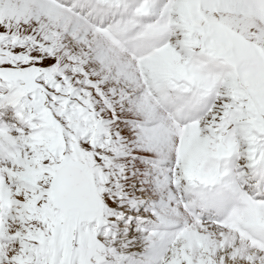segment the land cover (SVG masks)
<instances>
[{
	"label": "snow or ice",
	"instance_id": "snow-or-ice-1",
	"mask_svg": "<svg viewBox=\"0 0 264 264\" xmlns=\"http://www.w3.org/2000/svg\"><path fill=\"white\" fill-rule=\"evenodd\" d=\"M118 8L109 42H87L77 56L61 29L86 30L91 16L69 19L50 0H0V264H129V187L143 197L167 183L157 177L179 169L185 131L215 152L204 167L227 185L201 194L214 202L206 215L221 219L249 198L264 205V0ZM161 54L170 75L147 62ZM173 213L162 205L160 225ZM252 235L264 241V225ZM148 249L138 264H163L156 244ZM213 261L264 264V249L233 243Z\"/></svg>",
	"mask_w": 264,
	"mask_h": 264
},
{
	"label": "bare ground",
	"instance_id": "bare-ground-1",
	"mask_svg": "<svg viewBox=\"0 0 264 264\" xmlns=\"http://www.w3.org/2000/svg\"><path fill=\"white\" fill-rule=\"evenodd\" d=\"M50 2L62 9L69 19L92 17L87 29L79 33L68 30V25L61 29L67 51L73 52L77 56L81 52H88L89 44L87 42L100 39L108 43L112 37L114 21L120 19V17L114 18L116 14H110L106 9L108 3H120V0H50ZM92 5L104 7L107 15H94L90 11ZM107 20H110L111 23H106ZM56 34L54 31L53 35ZM112 42L115 43V41ZM147 62L153 70L155 68L163 69L165 75H170L174 71L171 60L164 54L152 57ZM178 152L179 169L170 170L165 167L157 177L158 180H163L164 176L167 175V183L157 186L156 181H154L151 190L143 197H140L129 187L127 194L132 201L133 208L136 209L129 220L136 224V231L133 234L134 238L128 235L122 236V241L127 244V247L121 249L122 252L132 254L129 264H136L134 261L144 254L148 243L154 241L153 243L156 244L157 248L164 246V239L161 237L156 240V235H154V232H159L160 226H153L149 233L145 229L141 230L139 226L141 224L149 226L151 223L160 225L158 213L162 205L174 209L175 220L172 224L161 225L168 230L171 236V244L166 246V248H171V257L165 260L164 264H168L170 260L172 264H209L217 251L226 246H231L233 243L246 242L254 249H264V241L252 235L257 226L264 225V205L253 202L249 198L243 207L231 211L221 219H216L214 214L206 215V209L212 207L214 202L204 199L201 194L207 188L213 186L227 187V185H222L223 173L214 164L206 167L204 171H200L203 165H197L198 172H204L201 174L203 178H200L206 183L194 179L199 178V176L195 174L197 171L194 172V168L191 166L195 165L196 167L198 163L204 164L205 161L210 160L215 155V152L211 150L212 156L209 159H201L202 156L209 155L207 149L195 144L193 134L188 131H185L181 138ZM197 161L198 163H196ZM145 200L149 203L144 211H140L139 209L144 205ZM188 208L195 209L196 214L190 213ZM148 210L152 213L150 217L146 216L150 214ZM149 237L152 239L150 240ZM252 254L255 255V252Z\"/></svg>",
	"mask_w": 264,
	"mask_h": 264
},
{
	"label": "rangeland",
	"instance_id": "rangeland-1",
	"mask_svg": "<svg viewBox=\"0 0 264 264\" xmlns=\"http://www.w3.org/2000/svg\"><path fill=\"white\" fill-rule=\"evenodd\" d=\"M153 58H154V57H153ZM155 69H156V68H155ZM156 71H157L156 73H158V74H160V75H161V74L165 75V73L163 72V71H164L163 69H156ZM209 151H210V152H209ZM207 154H209L210 156L207 155ZM207 154H206L207 156H205V155L202 156L203 158H201V159H204V160L209 159V158L212 156V155H211V150L207 149ZM196 163H198V161H197ZM197 165H198V166H202V165H203V166H202V169L200 168V171H201V170H203V171L206 170V168L204 167V164H203V163H201V164H200V163L196 164V167H195V165H194V166L192 165L191 168H194V169H193L194 172L197 171L195 174L199 176V178H194V179H195V180L198 179L199 181H201V182H203V183H206V182H204V181L201 180V178H203V176H202L201 174L204 173V172H198V171H199V170H198L199 168H198ZM203 167H204V168H203ZM191 168H190V170H191ZM200 177H201V178H200ZM193 181H194V180H193Z\"/></svg>",
	"mask_w": 264,
	"mask_h": 264
}]
</instances>
